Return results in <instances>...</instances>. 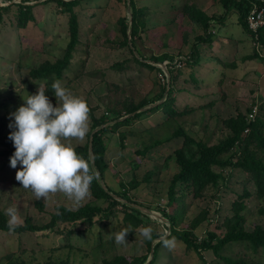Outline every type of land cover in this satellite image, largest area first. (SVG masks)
I'll list each match as a JSON object with an SVG mask.
<instances>
[{
  "label": "rangeland",
  "instance_id": "374dc122",
  "mask_svg": "<svg viewBox=\"0 0 264 264\" xmlns=\"http://www.w3.org/2000/svg\"><path fill=\"white\" fill-rule=\"evenodd\" d=\"M21 1L2 0L4 5L0 6ZM135 3L140 24L138 38H134L136 55L162 72L136 62L135 54L124 44L122 20L129 17L126 0H83L73 9L80 42L60 80L87 103L89 112L98 119L107 114L130 115L143 103L157 100L167 88L165 68L172 70L174 104L170 102V108L177 110L178 117L170 118L161 109L102 136L108 148L104 181L111 192L125 191L132 202L162 216L166 213L172 223L148 216L140 221L112 199L96 196L99 193L91 186L88 197L79 203L59 192L38 200L16 180L20 165L16 169L10 166V151H15L8 138L12 131L8 127L10 113L24 104L28 95L36 94L39 86L56 105L51 88L56 79L37 80L31 74L61 62L71 40L70 12L54 0H29L27 4L35 6L27 16L23 14L25 9L13 6L0 22V220L7 221L5 209L14 207L19 216L16 226L30 228L21 234L0 232V264H110L122 256H150L157 239L148 241L139 235L140 229L148 226L153 229V237L174 238L172 247L160 250L161 255L169 252V260L158 258L154 264H202L194 248L187 249L171 232L188 235L190 240L193 235L201 243L211 232L222 238L237 227L250 233L264 231V190L255 185L253 173L238 166L249 154L264 161V144L257 140L244 150L235 143L217 153L219 157H214L215 163L209 167L216 183L206 175L208 179L199 177L188 189L177 186L176 200L169 204L170 186L183 160L178 154L186 149L184 138L173 137L174 133L185 131L196 141L214 147L235 136L226 123L229 119L242 114L250 121L255 114L264 122V63L254 57L245 60L254 55L256 38L236 23V16H231L228 24L215 19L225 13L222 0ZM200 13L211 19V27L215 25L210 41H197L209 34ZM131 38L128 36L129 45L133 44ZM195 51L200 61L191 65L188 60ZM165 55L174 59L173 64L169 60L155 62ZM167 98L164 95L163 99ZM92 124L89 115L88 133L82 141L71 139L73 148H86ZM262 135L264 138V128ZM146 148L144 157L138 154ZM83 207L99 208L100 215L92 221L80 220L64 228L57 224L49 229L61 215V208L76 211ZM69 227L74 228L72 232ZM121 230L128 233L125 244H117L114 239ZM233 246L223 250L221 256L264 263V248L253 251L245 245ZM202 253L207 263L224 264L212 250Z\"/></svg>",
  "mask_w": 264,
  "mask_h": 264
},
{
  "label": "trees",
  "instance_id": "16d2710c",
  "mask_svg": "<svg viewBox=\"0 0 264 264\" xmlns=\"http://www.w3.org/2000/svg\"><path fill=\"white\" fill-rule=\"evenodd\" d=\"M56 1L59 6L63 7L67 12H70L72 15V22H71V40L70 43L67 47V52L64 57V59L59 62L52 64L46 68L43 69H37L32 71V76L37 79V80H48V79H53L55 78L56 80L59 79L62 76V72H64L68 64H70L72 60V52L76 48V45L80 42L79 40V27H78V21H77V16H75V13L73 12V9L83 0H54ZM29 0H22L21 3H16L13 6H19L20 8L25 9L23 14L27 16V13H29L34 6H31V4H27ZM127 2V0H126ZM223 7L225 8V13L223 14L222 17L215 18L216 20L219 19V23L224 24L226 22L228 24L229 19L231 16L234 18L236 16V23L241 26L243 30H245L247 33L252 34L254 38H256L257 44L260 45L262 49V55L258 52V48L254 51V55L250 58L245 57V60L249 59H257L259 62L264 63V27H262L258 34H253L251 33L249 26H248V18L249 15L251 14V11L255 8L258 7L259 9L264 10V1L263 0H222ZM13 6H0V22L2 21L3 14L5 12H8L9 9ZM131 7H132V12H133V25L128 27V22H129V17H124L122 20V27H123V32H124V37L125 41L124 44L127 45V47L130 48L131 52L134 55V60L140 64L146 65L152 69L158 68L154 66L151 63L146 62V60L142 59L139 55H136L137 51L135 49L134 45V38H138V35L140 33V24H139V9L136 6L135 0H131ZM203 13L199 14V18L205 19ZM211 20V19H210ZM209 18L205 19L204 21V26L205 30L209 31V34L205 36H201L197 38L198 42H204V41H210V38H212V30L214 26H210L208 21H210ZM215 20V21H216ZM217 22V21H216ZM211 27V28H210ZM132 30V38L133 39V44L131 43L129 45V40H128V31L127 30ZM196 48V47H194ZM138 54V53H137ZM254 57V58H253ZM165 60H169L171 64H173L174 59L169 57V56H164L162 58L155 59L156 63L163 62ZM200 61V57L197 51L193 52L190 56V59L188 60V63L191 65H197ZM146 62V64H145ZM226 66L228 64H225ZM231 66L232 63H229ZM160 72H162L163 69L158 68ZM169 73L171 75V79H173V73L172 70L169 68ZM168 84V83H167ZM167 88H164L163 94L157 99L153 100L152 102H145L140 107L137 109L131 110L130 114L138 111L139 109L149 106L151 104H155L156 102H159L163 100V97L166 93ZM173 95L174 92L172 90V85L170 83V91L168 94V98L164 100L162 103L159 105L141 113H137L136 115L126 118L110 127H106L99 132H97L94 135L93 138V152H94V157H95V166L99 170L102 178L104 179L106 170L108 169V165L105 161L106 154L108 152V148L102 138L103 134L109 133L112 130H117L119 127L122 126H127L129 124H132L136 120L140 119V117L144 115H151L155 114L157 111L163 109L164 113L169 116L170 118H175L178 117L179 114L176 109H173L174 107L170 108V102L173 103ZM174 104V103H173ZM176 110V111H175ZM129 114V113H128ZM89 115L92 117V129L94 130L97 127H100L102 125H105L109 122L121 119L126 117L127 115H116V114H107L103 115L102 117L96 119L93 117L92 112H89ZM239 117L237 119H229L226 121L227 125L234 130V137L223 142L220 145L214 146V147H209L207 144L198 142L196 141L193 137L189 136L185 131H180L177 132L176 134H173L176 137L182 136L184 138L185 142V150H182L179 152L178 155L180 157H183V160L179 161V164L181 166V170L178 174L174 175L171 186H170V197H169V204H174L175 202V189L178 187H184L186 189L190 188V186H193L194 183H197L196 181L199 180V177L202 178V180H206L209 177H212L216 183L215 179V174H212L209 171V167L215 163V159H217L219 156L217 153L222 152L223 150H227L226 148H229L230 146L234 145L235 143H238L239 147H243L244 149L248 148L249 143H251L252 140H257L260 144H264V138L262 135V129L264 128V122L261 117H255V120L249 121L248 116L239 114ZM263 127V128H262ZM262 128V129H261ZM124 138V136H122ZM1 138H0V143H1ZM2 144V143H1ZM75 151L83 156L85 159L89 160L90 162V167H92L90 157H89V141L85 149H76L74 148ZM261 150H264V145L262 146ZM148 149L146 148L144 151H138V154L144 157ZM11 156L14 153V151H10ZM264 153V152H263ZM218 156V157H217ZM138 165V164H136ZM238 166L242 167L243 169L246 170V172L253 173V181L257 188L261 191L264 190V161L260 160L258 157H255L254 154H249L247 155L240 163H238ZM209 173V174H207ZM206 175H210L209 177ZM205 176V177H204ZM187 184V185H186ZM94 190H96L99 195L97 194L96 196L98 197H107L113 200L114 204L116 205H121L124 207V209L132 216H138L137 218L141 221L140 219L142 216H148L145 213L139 211L138 209H135L132 207V204H136L132 202V200L129 198L128 194L123 191L124 193H119L116 194L118 197L127 200L128 203H122L121 201H118L117 199L113 198L110 194H108L98 183L97 176L93 179L91 185H90ZM109 189V188H108ZM109 191H111L109 189ZM115 194V193H114ZM138 205V204H137ZM61 215L57 217L56 219L53 220L51 225L49 226V229H52L59 224L58 227L64 228L67 226V224H72L75 225L76 222H79L80 220H89L92 221L96 215H100V209L99 208H94V207H83L79 208L76 211H67L64 208H61ZM149 217V216H148ZM163 217L169 220L170 223L171 217L168 216L166 213H163ZM58 221V222H57ZM71 228V227H69ZM240 228V229H238ZM29 227L26 226H14L13 230H9L7 221L5 219L0 220V232H13L16 234H21L23 232H26L29 230ZM71 228L70 231L72 232ZM33 230V229H32ZM172 234L170 235H177V237L181 240H183L184 245L189 248H194L195 252L197 253L199 259L202 261V264H209L207 261H205L204 257L202 256V251H208L212 250L216 257L224 261V264H264L263 262H255V263H248L245 259L244 260H236L230 258V256H221V252L225 249H229L231 247H234V244H241L245 245V247H250L253 249V251H258L261 248H264V231L258 232L256 231L255 233H250L247 231H244L242 227H237L236 231L235 228L232 229L228 234L224 235V237L220 238L216 233H209V238L207 240L202 241L201 243L197 242V238L193 235H191L190 239H188V235L184 234H178L176 231L171 232ZM161 236H156L153 237V239H158ZM167 239H170L167 237ZM164 246L163 242L160 241L156 246H155V256L154 259L151 261L150 264H154L158 260V253L159 250ZM249 249V248H248ZM149 256L146 257H141V258H135V259H128L127 257H118L114 261H112L110 264H144L146 260L148 259Z\"/></svg>",
  "mask_w": 264,
  "mask_h": 264
},
{
  "label": "clouds",
  "instance_id": "9594fccd",
  "mask_svg": "<svg viewBox=\"0 0 264 264\" xmlns=\"http://www.w3.org/2000/svg\"><path fill=\"white\" fill-rule=\"evenodd\" d=\"M51 88L55 106L39 86L36 94L23 98L24 104L10 113L8 127L12 131L8 138L15 149L10 166L16 169L20 165L15 178L36 199H46L50 193L59 192L79 203L88 197L96 172L89 160L75 151L70 140L82 141L86 137L89 108L82 98L63 86L61 80L54 81ZM5 215L9 230H13L19 220L17 209L8 207ZM152 232L151 226L143 227L139 235L152 241ZM127 234L124 230L116 233L115 242L127 243ZM159 239L167 247L174 245V238L161 236Z\"/></svg>",
  "mask_w": 264,
  "mask_h": 264
},
{
  "label": "water",
  "instance_id": "95a60500",
  "mask_svg": "<svg viewBox=\"0 0 264 264\" xmlns=\"http://www.w3.org/2000/svg\"><path fill=\"white\" fill-rule=\"evenodd\" d=\"M0 4L4 5V3L2 2V0H0ZM127 4H128V13H129V23H130V27H131V26H132V21H133V12H132V7H131V0H127ZM131 31H132V30L130 29V30H129V37H130V38H131ZM130 44H131V43H130ZM136 54H137V53H136ZM164 65H165V63H164ZM166 67H167V66H166ZM165 70L167 71V83H168V84H167V90H166L165 96H168L169 91H170L171 75H170L169 71H168L166 68H165ZM163 101H164V99L161 100V101L158 102V103L151 104V105H149V106L143 107V108L139 109L138 111H136V112H134V113H132V114H130V115H127V116L124 117V118H121V119H118V120H115V121L109 122V123H107V124H105V125H102V126H100V127L95 128V129L92 131V134H91V136H90V141H89V157H90V161H91L92 167L95 169V172H96V176H97L98 182H99L100 186H101V187H102V188H103L108 194H110L113 198L117 199L118 201H121L122 203H128V202H127V200H124V199L118 197V196H117L116 194H114L113 192L109 191V189H108V187H107V185H106L104 179L102 178V176H101L99 170H98L97 167L95 166V157H94V152H93V138H94V135H95L97 132H99L100 130H102V129L106 128V127H110V126H112V125H114V124H116V123H118V122H120V121H122V120H124V119H126V118H130V117L136 115L137 113L145 112V111H147V110H149V109H151V108H153V107L159 105V104L162 103ZM131 206L134 207L135 209H138L139 211L145 213V214L148 215L150 218H152V216H154L155 218L160 219V220L164 221V222L167 223V224H170V222H169L168 219H166V218L163 217L162 215L157 214L156 212H154V211H152V210H150V209H147V208H145V207H143V206H141V205H137V204H132ZM168 226H169V225H168ZM169 227H170V226H169ZM165 237H167V236H165ZM160 241H161V240H160L159 238L156 240L157 243L160 242ZM156 242L153 243V245H152V249H151V253H150V256H149V258H148V260H147V262H146L145 264H150L151 261L154 259V256H155V246H156V244H157Z\"/></svg>",
  "mask_w": 264,
  "mask_h": 264
},
{
  "label": "built area",
  "instance_id": "2783aa9c",
  "mask_svg": "<svg viewBox=\"0 0 264 264\" xmlns=\"http://www.w3.org/2000/svg\"><path fill=\"white\" fill-rule=\"evenodd\" d=\"M248 26L251 32L257 33L264 27V10L255 7L248 18ZM258 52L262 55L260 45H257ZM251 120H255V114L251 115Z\"/></svg>",
  "mask_w": 264,
  "mask_h": 264
},
{
  "label": "crops",
  "instance_id": "0c3cea01",
  "mask_svg": "<svg viewBox=\"0 0 264 264\" xmlns=\"http://www.w3.org/2000/svg\"><path fill=\"white\" fill-rule=\"evenodd\" d=\"M245 31V30H244ZM246 32V31H245ZM165 246V245H164ZM165 248V247H164ZM161 250V249H160ZM159 250V253H158V257L159 259H165L167 258V260H169V252L166 251L165 253L163 252L162 255L160 254L162 251ZM161 261V260H160Z\"/></svg>",
  "mask_w": 264,
  "mask_h": 264
},
{
  "label": "bare ground",
  "instance_id": "6f19581e",
  "mask_svg": "<svg viewBox=\"0 0 264 264\" xmlns=\"http://www.w3.org/2000/svg\"><path fill=\"white\" fill-rule=\"evenodd\" d=\"M155 220L157 219V218H155L154 216H152ZM157 220H159V219H157Z\"/></svg>",
  "mask_w": 264,
  "mask_h": 264
}]
</instances>
